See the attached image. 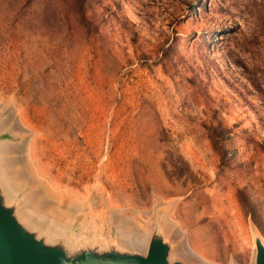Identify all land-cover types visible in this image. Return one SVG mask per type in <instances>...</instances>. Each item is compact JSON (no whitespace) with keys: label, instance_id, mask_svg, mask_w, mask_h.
Segmentation results:
<instances>
[{"label":"rangeland","instance_id":"1","mask_svg":"<svg viewBox=\"0 0 264 264\" xmlns=\"http://www.w3.org/2000/svg\"><path fill=\"white\" fill-rule=\"evenodd\" d=\"M0 138L53 236L254 264L264 0H0Z\"/></svg>","mask_w":264,"mask_h":264},{"label":"water","instance_id":"2","mask_svg":"<svg viewBox=\"0 0 264 264\" xmlns=\"http://www.w3.org/2000/svg\"><path fill=\"white\" fill-rule=\"evenodd\" d=\"M1 145V138H0ZM0 166V264H185L169 260V244L153 234L146 252L122 249L106 242H67L53 236L33 212L13 197ZM254 264H264V244L255 239Z\"/></svg>","mask_w":264,"mask_h":264}]
</instances>
